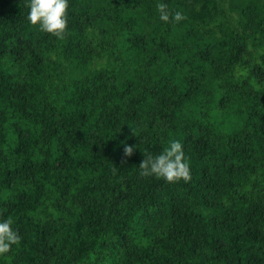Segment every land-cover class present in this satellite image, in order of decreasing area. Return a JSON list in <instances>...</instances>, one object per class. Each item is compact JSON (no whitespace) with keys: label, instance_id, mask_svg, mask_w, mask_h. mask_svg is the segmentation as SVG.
I'll return each instance as SVG.
<instances>
[{"label":"trees","instance_id":"16d2710c","mask_svg":"<svg viewBox=\"0 0 264 264\" xmlns=\"http://www.w3.org/2000/svg\"><path fill=\"white\" fill-rule=\"evenodd\" d=\"M28 2L0 0V264H264V0H69L62 39ZM173 140L191 180L141 175Z\"/></svg>","mask_w":264,"mask_h":264},{"label":"clouds","instance_id":"9594fccd","mask_svg":"<svg viewBox=\"0 0 264 264\" xmlns=\"http://www.w3.org/2000/svg\"><path fill=\"white\" fill-rule=\"evenodd\" d=\"M69 0H29L27 7V21L32 26H38L45 32L57 38H63L68 28ZM159 19L165 23L180 22L185 19L182 12H170L165 3H158ZM135 146L125 145V156L133 154ZM141 175L154 176L167 182L191 180L190 165L185 157L183 145L178 140H173L156 155H149L140 164ZM12 219H0V258L10 253L14 245H19L21 237L13 227Z\"/></svg>","mask_w":264,"mask_h":264}]
</instances>
